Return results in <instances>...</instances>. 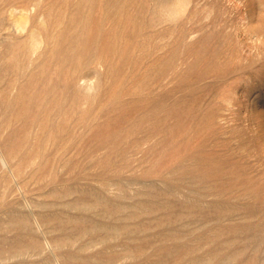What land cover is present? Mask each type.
Segmentation results:
<instances>
[{
	"label": "rangeland",
	"instance_id": "374dc122",
	"mask_svg": "<svg viewBox=\"0 0 264 264\" xmlns=\"http://www.w3.org/2000/svg\"><path fill=\"white\" fill-rule=\"evenodd\" d=\"M0 264H264V0H0Z\"/></svg>",
	"mask_w": 264,
	"mask_h": 264
}]
</instances>
